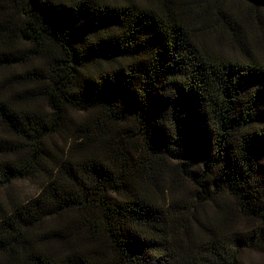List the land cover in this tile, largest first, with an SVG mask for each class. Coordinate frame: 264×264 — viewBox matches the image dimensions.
Segmentation results:
<instances>
[{
    "label": "trees",
    "instance_id": "trees-1",
    "mask_svg": "<svg viewBox=\"0 0 264 264\" xmlns=\"http://www.w3.org/2000/svg\"><path fill=\"white\" fill-rule=\"evenodd\" d=\"M244 18L229 0H0V190L42 180L0 206V264L264 251V28Z\"/></svg>",
    "mask_w": 264,
    "mask_h": 264
},
{
    "label": "rangeland",
    "instance_id": "rangeland-1",
    "mask_svg": "<svg viewBox=\"0 0 264 264\" xmlns=\"http://www.w3.org/2000/svg\"><path fill=\"white\" fill-rule=\"evenodd\" d=\"M232 7L238 13L246 15L244 18V24L248 26L250 35L257 38L262 34L261 28H264V5H258L252 1L245 0H229ZM251 12H254L257 16L261 18V22L257 20ZM217 36V37H216ZM210 45L229 56L242 57L240 51L231 47L227 41L222 38L221 35L216 34L212 31L209 34ZM257 50H252L253 52L260 53L259 49L254 46ZM62 144L65 141L61 142ZM42 180H20L14 182L11 186L6 189L0 190V206L4 209L11 208L14 203L25 202L34 197H37L41 192ZM229 201V200H228ZM223 202V201H222ZM229 203H232L229 201ZM217 210V205L209 204L204 210H201L202 215H214ZM225 221L236 229H246L248 228V221L239 216L238 212L233 211L232 208L227 211ZM55 221L48 220L45 223L47 226L55 224ZM45 228V227H44ZM43 228V229H44ZM241 259L243 264H264V251H255L250 249H245L241 253Z\"/></svg>",
    "mask_w": 264,
    "mask_h": 264
}]
</instances>
